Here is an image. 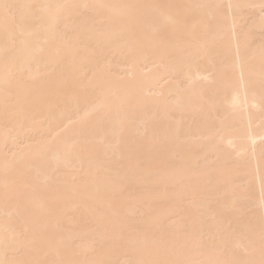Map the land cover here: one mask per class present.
<instances>
[{"label":"bare ground","instance_id":"bare-ground-1","mask_svg":"<svg viewBox=\"0 0 264 264\" xmlns=\"http://www.w3.org/2000/svg\"><path fill=\"white\" fill-rule=\"evenodd\" d=\"M0 264H264V0H0Z\"/></svg>","mask_w":264,"mask_h":264}]
</instances>
